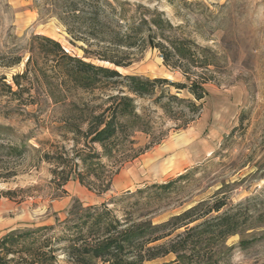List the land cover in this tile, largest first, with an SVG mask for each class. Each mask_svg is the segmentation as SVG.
Masks as SVG:
<instances>
[{
	"label": "rangeland",
	"instance_id": "374dc122",
	"mask_svg": "<svg viewBox=\"0 0 264 264\" xmlns=\"http://www.w3.org/2000/svg\"><path fill=\"white\" fill-rule=\"evenodd\" d=\"M119 1L128 2L132 9L140 4L163 11L180 27L179 34L212 51L213 63L193 74L203 82L205 97L197 101L187 89L167 85L148 97L130 95L142 129H135L127 138L122 134L116 156L101 158L108 170L105 178L84 175L80 182L76 175L83 170L80 161L72 160L74 153L102 152L86 131L95 125V115L110 113L109 96L125 89L109 83L89 91L75 88L53 90L52 94L34 72L38 67L49 74V62L35 56L27 77L20 78L26 89L20 98L2 95L0 87V112H7L0 114V237L55 224L76 202L107 203L121 214L129 193L187 171L192 173L180 181L182 187L166 193L165 200L154 206V221L166 220L219 189L228 202L254 197L251 203L264 208V0ZM53 2L0 0V76L6 82L13 83L16 73L26 71L34 34L51 37L71 55L114 68L122 75L186 82L181 71L166 66L159 50L150 44L144 49H117L115 60L122 65L102 60L98 50L102 47L100 51H104L106 46L71 37ZM168 94L184 99L182 104L170 103L174 115L161 108ZM190 101L200 104L198 112L186 106ZM20 144L28 148L24 157L11 150ZM47 152L52 159L37 160ZM60 156L66 158L62 165L57 163ZM151 192L137 197L148 198ZM112 199H117L115 204ZM238 240L232 236L227 243ZM233 252L230 264H264V236L251 247Z\"/></svg>",
	"mask_w": 264,
	"mask_h": 264
},
{
	"label": "trees",
	"instance_id": "16d2710c",
	"mask_svg": "<svg viewBox=\"0 0 264 264\" xmlns=\"http://www.w3.org/2000/svg\"><path fill=\"white\" fill-rule=\"evenodd\" d=\"M53 3L60 8L59 19L71 37L87 44L106 46L104 51H100L102 47L98 50L102 60L122 65L115 60L117 49H144L150 44L159 50L166 66L179 69L186 79V82L175 83L164 77L122 75L114 68L71 55L51 37L35 34L30 37L26 71L16 73L13 83L0 76L2 95L20 98L26 90L21 87L20 78L27 77L35 56L49 62V74L38 67L34 72L52 94L53 90L62 92L75 88L89 91L104 88L109 83H119L125 89L109 96L111 104L107 109L110 113L95 115V125H90L86 131V136L97 143L102 152L78 150L72 158L81 163L83 172L78 170L76 175L80 182L84 175L103 179L108 170L101 158L116 156L122 134L127 138L130 132L142 129L134 98L130 95L148 97L155 94L156 88L167 85L176 90L187 89L195 100L201 101L205 97L203 82L193 74L199 68L206 70L213 63L214 55L209 48L179 34L180 27L174 26L158 9L140 4L132 9L128 2L119 0H54ZM127 6L131 9H126ZM172 101L184 103L183 98L168 94L161 108L169 115H174L169 106ZM187 104L194 113L200 109V104L193 101ZM128 142L134 143L131 139ZM11 150L16 156L24 157L28 148L20 144ZM50 159L52 154L48 152L37 157L38 161ZM58 159L59 165L66 162L62 156ZM77 165L74 163V168ZM191 173H179L173 179L151 183L138 188L135 194L129 193L121 214L107 203L84 205L76 202L55 224L7 232L0 237V264H230L236 248L247 249L264 236V208L251 203L254 197L232 203L228 202L226 194L220 196L219 189L209 198L194 200L179 212L170 214L166 220H153L152 215L157 211L154 206L165 200L166 193L182 187L180 181ZM150 190V197H137ZM132 194L136 197L134 201H130ZM116 201L112 199L111 203ZM232 236H238L239 240L228 244Z\"/></svg>",
	"mask_w": 264,
	"mask_h": 264
}]
</instances>
